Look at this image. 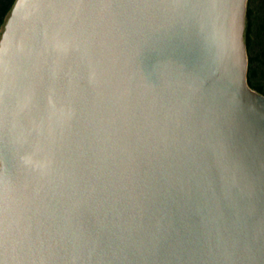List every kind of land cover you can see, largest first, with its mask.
Returning a JSON list of instances; mask_svg holds the SVG:
<instances>
[{"label": "water", "instance_id": "water-1", "mask_svg": "<svg viewBox=\"0 0 264 264\" xmlns=\"http://www.w3.org/2000/svg\"><path fill=\"white\" fill-rule=\"evenodd\" d=\"M248 2L16 1L0 264H264Z\"/></svg>", "mask_w": 264, "mask_h": 264}, {"label": "trees", "instance_id": "trees-1", "mask_svg": "<svg viewBox=\"0 0 264 264\" xmlns=\"http://www.w3.org/2000/svg\"><path fill=\"white\" fill-rule=\"evenodd\" d=\"M17 0H0V38ZM249 51V82L264 93V0H249L245 33Z\"/></svg>", "mask_w": 264, "mask_h": 264}]
</instances>
